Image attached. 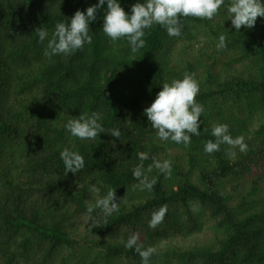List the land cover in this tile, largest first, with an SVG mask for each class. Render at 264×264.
<instances>
[{"label": "trees", "instance_id": "16d2710c", "mask_svg": "<svg viewBox=\"0 0 264 264\" xmlns=\"http://www.w3.org/2000/svg\"><path fill=\"white\" fill-rule=\"evenodd\" d=\"M135 2L121 0L126 12ZM94 3L0 0V264H141L126 247L133 236L141 249H156L150 264H264V18L235 32L221 6L212 20L184 18L180 37L153 25L132 54L126 38L104 35L101 9L90 45L47 57L36 29L51 36L58 21ZM185 73L199 82L204 106L200 135L187 146L158 139L143 111ZM93 111L106 133L82 141L65 130ZM218 123L243 136L246 151L222 144L204 152ZM66 147L84 157L77 174H66ZM139 152L149 154L145 167L153 156L172 163L170 177L153 168L152 190L132 175ZM109 190L118 211L97 209L93 224L86 206ZM162 206L163 221L150 227Z\"/></svg>", "mask_w": 264, "mask_h": 264}, {"label": "clouds", "instance_id": "9594fccd", "mask_svg": "<svg viewBox=\"0 0 264 264\" xmlns=\"http://www.w3.org/2000/svg\"><path fill=\"white\" fill-rule=\"evenodd\" d=\"M221 6L227 9L231 26L235 32H240L241 26L252 29L257 23V18H264V0H136L131 5L129 12L121 4V0H96V3L87 6L85 10H76L68 22L58 21L49 36L47 28L38 27L36 34L38 43L47 41L45 55L49 58L62 55H71L82 50L86 44L92 43L90 24L97 19V13L103 9L102 30L110 41L126 38L132 54L145 47V30L153 25L161 26L169 37H180L184 27L183 19L195 17L212 20ZM106 9V11H105ZM225 21V20H224ZM224 27V22H223ZM226 47V37L219 35L217 48ZM199 82L192 74L185 73L182 78L173 79L171 82L162 84L154 100L143 111L147 116L151 127L156 130L158 139L177 144L189 145L191 136L200 135V117L204 112V106L196 101L199 93ZM103 116L100 112L82 113L77 118L69 119L64 127L73 137L80 140L95 139L100 133H106L102 123ZM119 139L120 131L112 128L109 133ZM211 135L215 140H208L204 145V152L212 153L220 150L222 144L237 146L239 151L244 152L247 144L243 136L233 138L226 123H218L211 129ZM66 174H77L85 167L84 157L71 148H64L60 152ZM140 163L132 169L133 177L138 181L137 187L142 190H152L157 183L149 174L153 168L158 169L166 177H170L172 163L170 160L163 161L151 157L152 163L147 167L144 161L150 159L146 152H139ZM95 192V186L90 187ZM115 190H109L107 194L97 199L94 204H87L86 211L89 220L95 223L96 210L100 209L105 216L118 211ZM193 211H197L193 208ZM167 208L162 206L155 211L149 222V226L155 228L164 219ZM126 247L134 248L141 257V264H150L152 255L156 252L154 247L141 249L137 246L136 237H131Z\"/></svg>", "mask_w": 264, "mask_h": 264}]
</instances>
